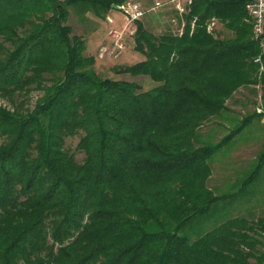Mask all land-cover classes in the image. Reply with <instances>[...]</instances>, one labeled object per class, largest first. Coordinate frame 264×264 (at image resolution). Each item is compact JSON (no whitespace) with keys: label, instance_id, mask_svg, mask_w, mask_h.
Segmentation results:
<instances>
[{"label":"trees","instance_id":"obj_1","mask_svg":"<svg viewBox=\"0 0 264 264\" xmlns=\"http://www.w3.org/2000/svg\"><path fill=\"white\" fill-rule=\"evenodd\" d=\"M245 1L193 0L181 33L139 26L144 59L123 71L157 83L144 91L100 76L66 24L69 7L119 0H0V36L13 46L0 95L42 90L32 109L0 105V264H264L258 226L222 218L225 196L206 185L211 157L241 125L214 144L198 132L239 88L264 84ZM212 18L232 35L208 31ZM78 130L81 163L63 150Z\"/></svg>","mask_w":264,"mask_h":264},{"label":"rangeland","instance_id":"obj_2","mask_svg":"<svg viewBox=\"0 0 264 264\" xmlns=\"http://www.w3.org/2000/svg\"><path fill=\"white\" fill-rule=\"evenodd\" d=\"M128 2H138L145 8L152 5L151 0H119L120 4ZM107 17H111L112 22ZM185 21L184 15H178L171 8H164L146 12L129 26L126 25L123 12L113 7L106 10L69 7L66 24L72 28L73 33L82 35L85 41L84 53L94 57L93 68L100 76L134 81L145 91L157 83L149 76H131L123 71L125 67L144 59V55L135 49L137 28L141 26L156 36L163 33L175 34L180 33ZM212 28L214 34L221 38L232 35L217 19ZM110 31L123 32L121 42L124 49L118 56L114 54V41L117 39L110 35ZM12 47L9 41L0 36V60L6 57ZM41 94L42 90L31 83L24 90L0 95V105L32 109ZM226 105L227 111L224 114L212 117L198 129L203 141L214 144L241 125L238 133L226 140L211 157V174L206 185L215 195L225 196L224 201L216 206L223 213L222 218L243 217L250 224L258 226L256 236L262 242L258 248L264 263V230L260 228L264 227V164L260 171H256L258 174H253L255 177H250L264 151V84L259 82L239 88L227 100ZM243 118L246 120H242ZM82 135L83 132L78 130L65 135L63 142V150L72 155L77 163L83 162L85 157L84 152L78 148ZM3 141L4 138L0 136V143ZM197 145H202V142ZM247 179L246 184L244 181ZM224 204L226 205L223 207ZM212 226L213 221H207V228Z\"/></svg>","mask_w":264,"mask_h":264},{"label":"built area","instance_id":"obj_3","mask_svg":"<svg viewBox=\"0 0 264 264\" xmlns=\"http://www.w3.org/2000/svg\"><path fill=\"white\" fill-rule=\"evenodd\" d=\"M152 5L148 8L143 7L138 2H128L126 4H119L118 10L122 11L127 24L133 25L137 20L142 18L146 12L160 10L164 8L173 9L178 15L185 14L189 8L193 0H151ZM245 10L249 17V20L252 25V33L254 39L257 41L261 52L264 53V0H246L245 1ZM109 22H112L111 17H107ZM215 23V19L212 18L209 22L207 29L210 31L212 29V25ZM182 32V29L180 33ZM122 33H117L110 31V35L114 36L117 40L114 41L115 44V56H118L122 53L124 49V44L121 42ZM256 60H259L257 58Z\"/></svg>","mask_w":264,"mask_h":264},{"label":"crops","instance_id":"obj_4","mask_svg":"<svg viewBox=\"0 0 264 264\" xmlns=\"http://www.w3.org/2000/svg\"><path fill=\"white\" fill-rule=\"evenodd\" d=\"M263 156L259 157L258 162H257L256 167H255L256 170L254 169L255 171H258V169H259V171L261 170L262 165L264 164V157ZM255 171L252 172V175L250 177L253 176V173H254V175L258 174V172H255ZM253 177H255V176H253Z\"/></svg>","mask_w":264,"mask_h":264},{"label":"water","instance_id":"obj_5","mask_svg":"<svg viewBox=\"0 0 264 264\" xmlns=\"http://www.w3.org/2000/svg\"><path fill=\"white\" fill-rule=\"evenodd\" d=\"M112 7H113V8H116V9L119 8V6H118L117 4H113Z\"/></svg>","mask_w":264,"mask_h":264}]
</instances>
